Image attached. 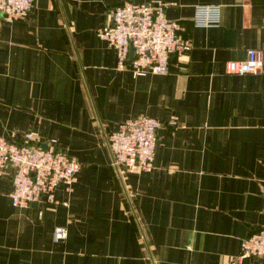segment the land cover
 Listing matches in <instances>:
<instances>
[{
    "label": "crops",
    "instance_id": "1",
    "mask_svg": "<svg viewBox=\"0 0 264 264\" xmlns=\"http://www.w3.org/2000/svg\"><path fill=\"white\" fill-rule=\"evenodd\" d=\"M149 1L33 0L0 20V137L35 133L80 165L57 204L26 208L0 175V264H230L264 228V0H164L191 49L166 74L134 76L96 30L111 8ZM196 4L219 5V24L195 26ZM248 48L261 70L227 73ZM138 115L160 122L154 167L119 180L106 137Z\"/></svg>",
    "mask_w": 264,
    "mask_h": 264
},
{
    "label": "built area",
    "instance_id": "2",
    "mask_svg": "<svg viewBox=\"0 0 264 264\" xmlns=\"http://www.w3.org/2000/svg\"><path fill=\"white\" fill-rule=\"evenodd\" d=\"M167 5L164 0L126 2L109 10L111 23L98 28L96 36L114 48L117 70L130 71L134 76L166 74L170 58L191 49L190 41L179 35L178 22L165 16ZM32 8L33 0H0V20L11 23L23 19ZM219 20V5L194 6L192 21L195 26H217ZM262 63L261 51L248 48L246 58L227 61L225 71L231 74L257 73ZM171 123L174 122L171 120ZM159 127L156 118L145 115L120 122L117 129L106 137L114 169L129 173L151 171ZM41 144L40 137L32 132L14 140L0 137V175L10 178L9 199L13 207L26 208L40 200L57 204L54 192L58 185H64L67 192L72 190L79 163L65 151L43 148ZM66 237L65 226L54 228V242H63ZM242 252V256L230 264L249 257L264 260V228L243 241Z\"/></svg>",
    "mask_w": 264,
    "mask_h": 264
},
{
    "label": "water",
    "instance_id": "3",
    "mask_svg": "<svg viewBox=\"0 0 264 264\" xmlns=\"http://www.w3.org/2000/svg\"><path fill=\"white\" fill-rule=\"evenodd\" d=\"M42 147H43V146H42ZM43 148H46V147H43ZM115 171H116L117 177L119 178V180H121V178H120V174H119L118 170H117V169H115ZM125 195H126V193H125ZM126 198H127V200H128V203L130 204V202H129V199H128V196H127V195H126Z\"/></svg>",
    "mask_w": 264,
    "mask_h": 264
}]
</instances>
